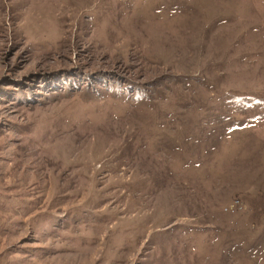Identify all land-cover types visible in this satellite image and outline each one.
Wrapping results in <instances>:
<instances>
[{"label": "rangeland", "instance_id": "obj_1", "mask_svg": "<svg viewBox=\"0 0 264 264\" xmlns=\"http://www.w3.org/2000/svg\"><path fill=\"white\" fill-rule=\"evenodd\" d=\"M0 264H264V0H0Z\"/></svg>", "mask_w": 264, "mask_h": 264}]
</instances>
